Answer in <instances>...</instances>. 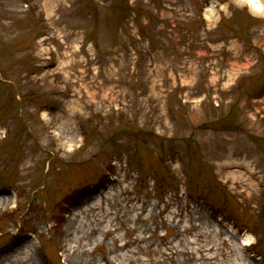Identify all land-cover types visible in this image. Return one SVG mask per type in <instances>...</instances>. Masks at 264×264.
Wrapping results in <instances>:
<instances>
[{
	"label": "rangeland",
	"instance_id": "rangeland-1",
	"mask_svg": "<svg viewBox=\"0 0 264 264\" xmlns=\"http://www.w3.org/2000/svg\"><path fill=\"white\" fill-rule=\"evenodd\" d=\"M2 196L0 264H264V12L0 0Z\"/></svg>",
	"mask_w": 264,
	"mask_h": 264
},
{
	"label": "bare ground",
	"instance_id": "bare-ground-1",
	"mask_svg": "<svg viewBox=\"0 0 264 264\" xmlns=\"http://www.w3.org/2000/svg\"><path fill=\"white\" fill-rule=\"evenodd\" d=\"M250 1V3L252 4V7H253V9L254 10H256V11H258V12H264V6H263V4H262V0H249ZM7 201V198L5 197V196H2V197H0V205L3 203H5ZM81 237H76L75 239H74V241L77 243V245L76 246H74V247H71V249H70V253L71 254H77V255H80V254H82V253H84L86 250L84 249L85 248V245H84V248H81L80 246H79V239H80ZM246 241V240H245ZM245 241H243V243L244 244H246V242ZM27 247H30L29 246V241H28V243H27ZM18 254H13V255H11L10 257H14V256H17ZM34 252L32 251V249H28L27 250V252L25 253V258L23 259V262L25 263V264H31L32 263V261L34 260ZM1 259V258H0Z\"/></svg>",
	"mask_w": 264,
	"mask_h": 264
}]
</instances>
